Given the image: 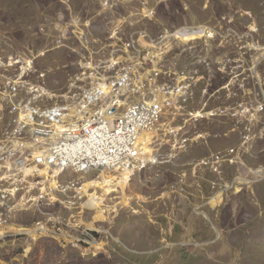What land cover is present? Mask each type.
<instances>
[{
    "label": "rangeland",
    "instance_id": "374dc122",
    "mask_svg": "<svg viewBox=\"0 0 264 264\" xmlns=\"http://www.w3.org/2000/svg\"><path fill=\"white\" fill-rule=\"evenodd\" d=\"M116 27L124 39L159 40L194 100L153 129L156 164L119 166L132 170L131 202L118 206L113 193L104 220L80 190L105 171L68 169L54 186L44 167L25 164L24 177L0 180V225L52 229L37 241L7 234L0 264H264V0H0V162L15 155L3 143L30 136L33 126H11L20 104H71L84 83L83 44L107 48ZM186 27L214 36L172 35ZM16 157L29 154L16 148Z\"/></svg>",
    "mask_w": 264,
    "mask_h": 264
},
{
    "label": "built area",
    "instance_id": "2783aa9c",
    "mask_svg": "<svg viewBox=\"0 0 264 264\" xmlns=\"http://www.w3.org/2000/svg\"><path fill=\"white\" fill-rule=\"evenodd\" d=\"M202 28L186 27L172 35L179 39L185 33H201ZM107 48L93 50L91 43L83 44L79 66L83 71L81 89L72 103L53 107H42L22 102L14 112L11 126H82L90 128H111L113 125L160 124L164 113L173 107L193 101V82L170 67L165 51L158 52L159 40L149 34H128L123 38L121 29L112 30ZM208 38L211 33L204 30ZM121 36V37H120ZM81 48V49H82ZM106 55L96 58L101 51ZM82 52V53H83ZM88 55H91L88 57ZM165 55V56H164ZM14 98L21 96L11 84ZM108 87L109 93L104 92ZM35 88L32 89L34 91ZM14 99L11 100L12 104ZM225 113V112H224ZM26 143H3L2 148L15 146V155L4 165L0 180L10 176H23L25 164L32 166L48 163V154L42 153L41 161L29 157H16V148ZM66 148L68 161H74L71 171L83 169V165L103 167V160L118 162L128 157L142 158L141 141H126L125 144H79L57 143ZM106 148H113V155H106ZM81 156H90V163H81ZM60 157H57V162ZM151 164H156L154 156ZM2 229V227H0ZM0 233V242L6 239Z\"/></svg>",
    "mask_w": 264,
    "mask_h": 264
},
{
    "label": "bare ground",
    "instance_id": "6f19581e",
    "mask_svg": "<svg viewBox=\"0 0 264 264\" xmlns=\"http://www.w3.org/2000/svg\"><path fill=\"white\" fill-rule=\"evenodd\" d=\"M205 35L204 29L201 33H194L191 36L184 37V41H191L196 38H201ZM214 36V35H212ZM104 92L109 93L108 87H104ZM157 124H133V125H113L111 128H90L82 126H33L30 132L28 140L20 141L19 143H26L25 145L17 148L22 151H26L29 157L32 156L36 161L42 160V153L48 154V163H40L39 165L44 167L43 170H37L40 175H44L47 178L56 179L60 175L70 169L74 168V161H68L66 156V148L57 146V143H79V144H125L126 141L132 140V142H139L143 144L142 150L143 157L136 158L137 160L143 158H149L151 156L152 149L150 146L153 144L154 133L153 129ZM18 143V142H17ZM106 155H113V148H106ZM57 157H60L57 162ZM135 157H128L127 159L120 160L118 162H112L110 160H103L102 168H95L92 165H83V169L76 172L83 173L91 170L105 171L97 179L87 181L82 186L80 194L87 197V202L84 205L85 209L95 211L97 213L96 220L106 219L105 214V202L108 197L113 193L120 194L118 197L119 205L128 207L131 202V198L127 194L132 170L122 165L124 162L134 159ZM151 158V157H150ZM149 158V159H150ZM81 163H90V156H81ZM53 170V176L50 174V170ZM71 170V169H70ZM31 173V169L28 170ZM114 171V172H112ZM256 176L261 177L262 171H257ZM53 185H57V181L53 182ZM93 189H100L101 194L92 192ZM223 201L222 193L217 194L211 203L214 207L219 206ZM0 233L5 236L7 234H26L32 237L35 241L39 240L48 234H52V229L46 225H37L32 228L22 227L18 225H0ZM98 250L101 249L97 247Z\"/></svg>",
    "mask_w": 264,
    "mask_h": 264
}]
</instances>
